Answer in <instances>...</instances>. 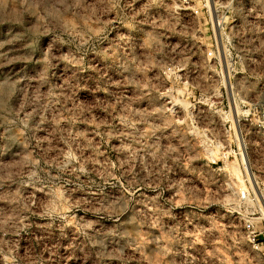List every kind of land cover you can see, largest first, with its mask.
<instances>
[{
  "label": "rangeland",
  "instance_id": "obj_1",
  "mask_svg": "<svg viewBox=\"0 0 264 264\" xmlns=\"http://www.w3.org/2000/svg\"><path fill=\"white\" fill-rule=\"evenodd\" d=\"M103 1L0 0V264H264V92L154 85Z\"/></svg>",
  "mask_w": 264,
  "mask_h": 264
},
{
  "label": "built area",
  "instance_id": "obj_2",
  "mask_svg": "<svg viewBox=\"0 0 264 264\" xmlns=\"http://www.w3.org/2000/svg\"><path fill=\"white\" fill-rule=\"evenodd\" d=\"M106 12L113 14L106 26H117L121 57L131 53L137 58L141 52V64L147 41H153L148 75L157 78L154 85L175 80L178 86L165 91L220 95L229 107V95L235 92H264V0H114ZM236 80H242L240 87ZM249 100L242 106L264 110V103ZM204 123L205 136L213 140L215 124ZM233 125L239 128L227 134L230 140L245 141L251 130L262 131L259 124L251 128L247 120Z\"/></svg>",
  "mask_w": 264,
  "mask_h": 264
},
{
  "label": "bare ground",
  "instance_id": "obj_3",
  "mask_svg": "<svg viewBox=\"0 0 264 264\" xmlns=\"http://www.w3.org/2000/svg\"><path fill=\"white\" fill-rule=\"evenodd\" d=\"M232 171H234V173H237L238 174V176H239V178L242 176V174H241V176H240V170L239 169H237L236 167H233L232 168ZM243 177V176H242ZM242 182V181H241ZM244 182V181H243ZM243 185V184H242ZM241 188V187H240ZM242 190V189H241Z\"/></svg>",
  "mask_w": 264,
  "mask_h": 264
}]
</instances>
